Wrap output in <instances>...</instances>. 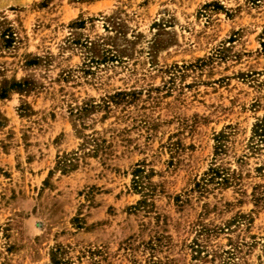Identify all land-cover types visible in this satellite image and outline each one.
Returning <instances> with one entry per match:
<instances>
[{
	"label": "rangeland",
	"instance_id": "obj_1",
	"mask_svg": "<svg viewBox=\"0 0 264 264\" xmlns=\"http://www.w3.org/2000/svg\"><path fill=\"white\" fill-rule=\"evenodd\" d=\"M264 0H0V264H264Z\"/></svg>",
	"mask_w": 264,
	"mask_h": 264
},
{
	"label": "trees",
	"instance_id": "obj_2",
	"mask_svg": "<svg viewBox=\"0 0 264 264\" xmlns=\"http://www.w3.org/2000/svg\"><path fill=\"white\" fill-rule=\"evenodd\" d=\"M254 132L259 137H263L264 136V119H262L259 123L256 124Z\"/></svg>",
	"mask_w": 264,
	"mask_h": 264
}]
</instances>
